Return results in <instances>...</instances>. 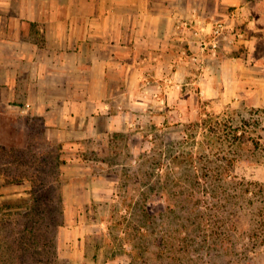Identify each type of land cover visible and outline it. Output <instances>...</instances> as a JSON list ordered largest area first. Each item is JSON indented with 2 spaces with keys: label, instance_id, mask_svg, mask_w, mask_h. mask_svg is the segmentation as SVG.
I'll return each mask as SVG.
<instances>
[{
  "label": "rangeland",
  "instance_id": "obj_1",
  "mask_svg": "<svg viewBox=\"0 0 264 264\" xmlns=\"http://www.w3.org/2000/svg\"><path fill=\"white\" fill-rule=\"evenodd\" d=\"M229 23L243 37L217 38L216 23L194 58L197 79L207 52L250 37ZM239 47L246 61L249 48ZM193 94L181 109H150L143 129L103 140L69 146L27 132L0 147V264H264V107ZM41 182L62 199L61 226L54 245L21 258L24 231L43 217L32 211Z\"/></svg>",
  "mask_w": 264,
  "mask_h": 264
},
{
  "label": "crops",
  "instance_id": "obj_2",
  "mask_svg": "<svg viewBox=\"0 0 264 264\" xmlns=\"http://www.w3.org/2000/svg\"><path fill=\"white\" fill-rule=\"evenodd\" d=\"M229 21L250 37L207 52L197 79L202 41ZM243 44L246 61L233 51ZM252 58L264 60V0H0V147L27 132L70 146L143 129L150 109H181L197 91L264 107Z\"/></svg>",
  "mask_w": 264,
  "mask_h": 264
},
{
  "label": "trees",
  "instance_id": "obj_3",
  "mask_svg": "<svg viewBox=\"0 0 264 264\" xmlns=\"http://www.w3.org/2000/svg\"><path fill=\"white\" fill-rule=\"evenodd\" d=\"M30 183L33 187H35L37 181L36 179H31ZM40 185L41 189L38 190L35 195L36 198H34L35 203L33 205L32 211H34L35 205H38L36 207V215H43V217L33 218V220L31 221V226H28V230L24 231V233L30 235L31 240L25 241V238L23 237L22 241H20V247L25 252L21 253V258H23L27 253L26 251L29 252L33 248L38 251L39 248L42 247V245L46 247L54 245L58 228L61 226L60 218L55 217V212L61 209L60 204L62 199L58 200V198H56V195L53 194L51 183L46 184L44 182H41ZM55 200L58 202H54ZM61 214L62 213L60 212L59 216ZM50 215L52 217H47ZM29 216L31 217V215H27L26 217ZM49 234H51V236L48 239Z\"/></svg>",
  "mask_w": 264,
  "mask_h": 264
},
{
  "label": "built area",
  "instance_id": "obj_4",
  "mask_svg": "<svg viewBox=\"0 0 264 264\" xmlns=\"http://www.w3.org/2000/svg\"><path fill=\"white\" fill-rule=\"evenodd\" d=\"M236 27L234 25L228 24L226 22H219L216 24L213 34L218 38H222L223 40L230 39L231 42H233V39L231 37L237 36V37H243V33L239 32L236 33ZM230 37V38H229ZM205 48V44H204ZM196 59V58H195Z\"/></svg>",
  "mask_w": 264,
  "mask_h": 264
}]
</instances>
